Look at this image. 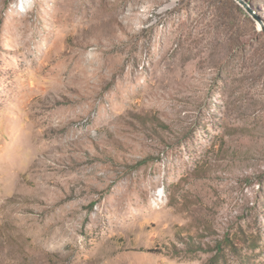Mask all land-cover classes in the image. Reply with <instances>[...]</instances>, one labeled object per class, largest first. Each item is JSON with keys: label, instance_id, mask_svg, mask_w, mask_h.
Returning a JSON list of instances; mask_svg holds the SVG:
<instances>
[{"label": "rangeland", "instance_id": "1", "mask_svg": "<svg viewBox=\"0 0 264 264\" xmlns=\"http://www.w3.org/2000/svg\"><path fill=\"white\" fill-rule=\"evenodd\" d=\"M0 0V264H264V0Z\"/></svg>", "mask_w": 264, "mask_h": 264}, {"label": "bare ground", "instance_id": "2", "mask_svg": "<svg viewBox=\"0 0 264 264\" xmlns=\"http://www.w3.org/2000/svg\"><path fill=\"white\" fill-rule=\"evenodd\" d=\"M32 2V1H31ZM29 0H21L22 5H26L27 8L29 7V4L31 3Z\"/></svg>", "mask_w": 264, "mask_h": 264}]
</instances>
